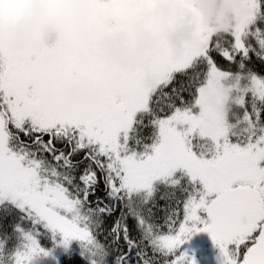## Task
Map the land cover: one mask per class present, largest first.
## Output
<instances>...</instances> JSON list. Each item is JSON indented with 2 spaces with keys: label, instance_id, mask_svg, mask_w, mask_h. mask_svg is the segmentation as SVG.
I'll return each instance as SVG.
<instances>
[{
  "label": "snow or ice",
  "instance_id": "obj_1",
  "mask_svg": "<svg viewBox=\"0 0 264 264\" xmlns=\"http://www.w3.org/2000/svg\"><path fill=\"white\" fill-rule=\"evenodd\" d=\"M221 7L126 66L0 42V264H264V0Z\"/></svg>",
  "mask_w": 264,
  "mask_h": 264
},
{
  "label": "rangeland",
  "instance_id": "obj_2",
  "mask_svg": "<svg viewBox=\"0 0 264 264\" xmlns=\"http://www.w3.org/2000/svg\"><path fill=\"white\" fill-rule=\"evenodd\" d=\"M225 2L226 0H90L88 19L90 25H100L112 41L119 40L114 45L123 55V61H119V65L126 66L150 52L158 43L178 47L183 40L191 38L201 22L214 25L213 21L218 22L221 17L220 9ZM17 23L18 21L9 23L6 29L0 30V42H3L5 34L17 28ZM186 29L191 30L189 38L180 39L177 44V38ZM55 46L56 44L52 47L44 44L37 47L29 44L20 52L36 59H53L56 56ZM48 54L52 56H47ZM106 60L112 59L107 57Z\"/></svg>",
  "mask_w": 264,
  "mask_h": 264
},
{
  "label": "clouds",
  "instance_id": "obj_3",
  "mask_svg": "<svg viewBox=\"0 0 264 264\" xmlns=\"http://www.w3.org/2000/svg\"><path fill=\"white\" fill-rule=\"evenodd\" d=\"M36 7L37 15L32 21L5 34L3 42L6 45L20 51L29 44L37 47L44 44L54 45L62 33H75L87 38L85 24L89 13L85 0H43ZM49 13L55 16V20L48 19ZM229 15L227 8L220 9V16L228 18ZM213 23L217 24V21L214 20ZM190 32V29H186L177 38L176 43L178 44L180 39L189 38ZM118 42L119 40H105V53L112 60L123 61L122 53L114 46Z\"/></svg>",
  "mask_w": 264,
  "mask_h": 264
},
{
  "label": "flooded vegetation",
  "instance_id": "obj_4",
  "mask_svg": "<svg viewBox=\"0 0 264 264\" xmlns=\"http://www.w3.org/2000/svg\"><path fill=\"white\" fill-rule=\"evenodd\" d=\"M43 0H25L23 4V15L21 18L18 20V23L16 25L17 28H20L30 21H32L36 15H37V5L41 4ZM100 2H106V0H100ZM85 3L87 5V8L89 9L90 5V0H85ZM117 10V9H116ZM54 12H58V10H53ZM106 12V10H105ZM48 19L50 21L55 20V16L52 15L51 13L48 14ZM86 30H87V38H84L82 35H77L75 33H68L67 35L61 34L59 38L56 41V56L53 58L57 57L58 54L66 49H72L81 55L89 54L92 56H97L103 59H107V55L105 53V40H112L110 39L106 33L102 31L100 28V25L92 26L89 24V19L87 17L86 24H85ZM54 44V45H55ZM51 45L50 47L54 46ZM47 56H52L48 54ZM52 57H48V59H51ZM111 62L115 64H119V61L117 60H111Z\"/></svg>",
  "mask_w": 264,
  "mask_h": 264
}]
</instances>
